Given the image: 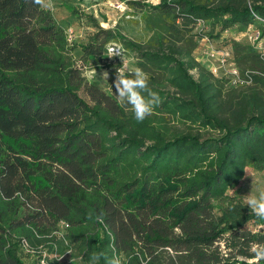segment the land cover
I'll return each instance as SVG.
<instances>
[{
    "label": "trees",
    "instance_id": "trees-1",
    "mask_svg": "<svg viewBox=\"0 0 264 264\" xmlns=\"http://www.w3.org/2000/svg\"><path fill=\"white\" fill-rule=\"evenodd\" d=\"M149 7L170 28L201 18L219 32L242 30L264 19V0ZM94 26L82 61L118 40L137 51L140 66L165 75L164 83L149 79L161 103L142 123L117 101L114 82L106 90L82 75L76 45L51 10L0 0V264H24L22 243L38 248L40 238L59 255L74 246L82 264L93 252L105 254L99 264L114 254L121 264H264V219L228 194L246 168L264 169L262 97L244 96L232 118H222L219 79L192 47L143 50Z\"/></svg>",
    "mask_w": 264,
    "mask_h": 264
},
{
    "label": "rangeland",
    "instance_id": "rangeland-1",
    "mask_svg": "<svg viewBox=\"0 0 264 264\" xmlns=\"http://www.w3.org/2000/svg\"><path fill=\"white\" fill-rule=\"evenodd\" d=\"M157 2L159 0H143L144 7L129 8L125 3L118 0H50V7L46 9L52 11L53 16L65 30H72L73 40L71 44L76 45L73 56L76 57L78 63H83L82 75L89 81H97L106 90H109L110 84L115 80L116 68L118 67L115 58H109L106 49L102 48L94 59L81 60L83 59L81 56V53H83L82 46L89 44L92 35L97 31L94 23H98L102 28L112 29L143 50H156L159 42L163 45L174 43L184 51L192 47V57L207 70L216 62L214 57L205 53L207 46L211 45L217 49L221 45L229 44H232L235 61L240 69L260 70L262 68L260 59L253 48L245 42L237 27H230L229 31L225 33L224 31L219 32L218 27L213 28L210 24H207L203 30H200L193 22L178 19L175 22L176 26L170 28L167 17L149 7L158 4ZM213 4H216L215 1ZM68 7L75 9L76 14H71V11L67 9ZM92 19L95 21L93 22ZM227 34L229 35L225 36ZM233 36H239L240 39L234 41ZM112 42L124 46L123 57L130 67H140L149 75V79L161 83L165 82V75L162 72L147 64L143 66L138 64L139 58L135 49L127 48L123 42L118 40H112ZM105 71L109 72L108 80L102 77ZM191 72L195 74L194 70ZM213 77L219 79L217 83L218 103L219 116L222 118L230 120L236 112L238 103L244 96L256 95L262 97V99H258L264 102V85L256 78L248 85L236 87L219 73L216 76L213 75ZM260 78L264 80V77ZM164 88L172 90L168 86ZM169 122L172 127L175 125L178 130L185 128L184 125L176 124L172 120ZM205 134L214 133L205 132ZM245 171L247 173L245 172L244 178L235 188L230 189L228 194L247 204V195L250 194L252 186L254 191L264 190V169L258 170L248 167ZM253 227L248 224L245 228L253 229ZM59 230L57 236L61 238L63 229L60 228ZM44 239L46 238H40L42 245H39L38 248L32 249L27 244L21 246L18 256L24 264H40L41 261L49 264L53 260H57L56 264H71L72 256L75 258V264H82L78 256V250L74 246L65 249L63 254L59 255L56 251H52L53 245ZM67 252H71L72 256L71 253Z\"/></svg>",
    "mask_w": 264,
    "mask_h": 264
},
{
    "label": "clouds",
    "instance_id": "clouds-1",
    "mask_svg": "<svg viewBox=\"0 0 264 264\" xmlns=\"http://www.w3.org/2000/svg\"><path fill=\"white\" fill-rule=\"evenodd\" d=\"M33 3L42 8L50 7V0H33ZM107 55L109 58L117 56L122 58V65L120 68H116L114 80L117 101L130 106L134 119L142 123L153 114L155 108L161 103L159 93L150 86L149 75L140 67H130L118 47L108 46ZM102 77L108 80L109 72L105 71ZM247 197L246 203L251 214L259 219H264V190L254 191L252 186L251 192ZM253 250L256 251L258 256L261 255L255 248ZM102 258H106L104 253L93 252L89 257V264H99ZM71 264H75L73 256ZM107 264H121L120 257L114 254L112 258L107 260Z\"/></svg>",
    "mask_w": 264,
    "mask_h": 264
},
{
    "label": "built area",
    "instance_id": "built-area-1",
    "mask_svg": "<svg viewBox=\"0 0 264 264\" xmlns=\"http://www.w3.org/2000/svg\"><path fill=\"white\" fill-rule=\"evenodd\" d=\"M259 20L261 21L260 25L249 23L244 29L238 31L244 37L245 42H247V44L253 48L254 52L262 63V68L260 70L240 69L235 61L232 44L221 45L217 49L213 48L211 45H208L205 53L216 59L215 64L208 70L211 74L216 76L219 73L223 78L227 79L232 85L236 87L252 83L255 77H264V19ZM193 23L197 25L200 30H203V28L208 24L207 21L201 18L195 19ZM229 29L230 28H226L223 31L227 33ZM66 34L68 41L71 43L73 40L72 30H66ZM228 35L229 34L225 36ZM232 38L234 41H238L240 39L239 36H233ZM206 39L207 38L205 37V40ZM108 46L118 47L121 50V54L123 56L125 48L122 44L110 42L106 45V52ZM115 62L118 63L117 68H120L122 65V58L119 56L115 57ZM76 64L80 66V68L84 67L82 66L81 62L78 63V61H76ZM61 227L62 229L66 228L67 224L61 222ZM22 246H26V243L23 242ZM40 264H45V262L41 261Z\"/></svg>",
    "mask_w": 264,
    "mask_h": 264
}]
</instances>
